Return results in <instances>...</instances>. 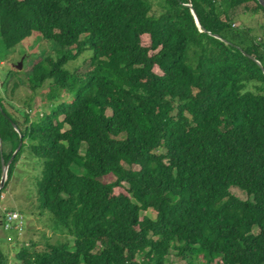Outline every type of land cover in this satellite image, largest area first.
Returning a JSON list of instances; mask_svg holds the SVG:
<instances>
[{"label":"trees","instance_id":"trees-1","mask_svg":"<svg viewBox=\"0 0 264 264\" xmlns=\"http://www.w3.org/2000/svg\"><path fill=\"white\" fill-rule=\"evenodd\" d=\"M245 15L262 16L260 37L236 28ZM26 41L54 57L0 67L5 163L23 138L0 198L31 154L40 215L65 240L25 241L18 264H264L257 0H0V62ZM46 85V100L6 108L5 95Z\"/></svg>","mask_w":264,"mask_h":264},{"label":"rangeland","instance_id":"rangeland-1","mask_svg":"<svg viewBox=\"0 0 264 264\" xmlns=\"http://www.w3.org/2000/svg\"><path fill=\"white\" fill-rule=\"evenodd\" d=\"M242 18V19H241ZM240 20L236 22V28L239 29L240 26L245 25L247 27H253L255 34L257 36L262 35V30L260 28L263 22L262 16L252 17L249 15L241 16ZM241 29V28H240ZM245 30V29H244ZM40 50H42L40 52ZM53 54V47L50 43H42L41 48L37 46H31V41H26L16 47V49L8 52L4 59H1V72L4 74L7 71H18L19 73L28 72L31 69V63L29 57L37 56L38 54L46 53ZM42 54V55H43ZM86 56H91V52L87 51L84 56H81L76 61L72 62L71 69L78 67V65H83V62L87 59ZM3 57V56H2ZM42 57L39 55V59ZM37 60V61H38ZM80 68H83L82 66ZM48 89L46 85L44 89L35 93L32 92L27 87H21L16 93L11 95H5V103L9 102L12 106L6 104V108L11 113H17L21 110V107H26V103L33 100H38L42 102L46 100L47 97L42 95ZM35 104V103H34ZM43 106L35 105L34 114L38 113ZM27 109V108H26ZM110 114V112H108ZM27 149L25 150V152ZM31 154L27 155L25 158H21L17 161L15 168L13 170L12 177L7 183L2 196L0 198V221L3 219V215L8 211H17L25 217V231L21 234L15 230L4 231L0 226V249L7 257V264H18L15 260L16 253L18 252L20 245L25 244V241L34 240L37 243L45 244L47 239L53 243L57 241H63L65 238L59 234H55L52 228L53 222L50 217H53L50 213L45 216H41V208L38 200L37 185L42 176L41 169L35 170L33 163L35 162V157H29ZM232 193L242 200H246L248 197L244 191L239 188H233ZM143 215L149 216L151 218L156 217L155 212L143 213ZM47 238V239H46ZM177 264H185L181 259L174 261Z\"/></svg>","mask_w":264,"mask_h":264},{"label":"built area","instance_id":"built-area-1","mask_svg":"<svg viewBox=\"0 0 264 264\" xmlns=\"http://www.w3.org/2000/svg\"><path fill=\"white\" fill-rule=\"evenodd\" d=\"M25 217L17 211L5 212L2 219V228L4 231L15 230L19 234L25 231Z\"/></svg>","mask_w":264,"mask_h":264},{"label":"water","instance_id":"water-1","mask_svg":"<svg viewBox=\"0 0 264 264\" xmlns=\"http://www.w3.org/2000/svg\"><path fill=\"white\" fill-rule=\"evenodd\" d=\"M259 2V4L264 8V0H257ZM186 7H188L191 11V14L192 16L194 17V20H195V23L197 25V27L200 29V26H199V22H198V19L196 17V14L194 12V10L192 9L191 5L190 4H186L185 5ZM217 38L220 39L219 36H216ZM22 143H23V138L20 137V144H19V147L16 148V150L14 151L12 157L10 158V160H8L6 163L4 162V160L2 159V156H1V141H0V166H1V177H0V191L4 188V185L7 181V170H8V165L9 163L11 162V160L13 159V157L16 155V153L18 151H20L21 149V146H22Z\"/></svg>","mask_w":264,"mask_h":264}]
</instances>
